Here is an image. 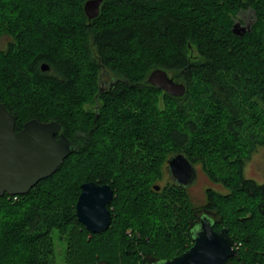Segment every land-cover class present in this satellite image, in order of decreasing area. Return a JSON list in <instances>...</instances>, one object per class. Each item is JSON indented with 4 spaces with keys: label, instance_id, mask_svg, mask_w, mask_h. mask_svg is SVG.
<instances>
[{
    "label": "trees",
    "instance_id": "1",
    "mask_svg": "<svg viewBox=\"0 0 264 264\" xmlns=\"http://www.w3.org/2000/svg\"><path fill=\"white\" fill-rule=\"evenodd\" d=\"M85 1L0 0V103L15 130L53 120L72 145L26 194L0 196V264H48L52 230L67 239V264L169 259L202 215L227 228L228 264H264V183L244 173L264 147V0H104L91 20ZM242 12L251 22L239 35ZM154 69L184 95L148 84ZM178 153L224 192L206 188L195 207L188 188L160 185ZM89 181L113 190L101 233L75 216Z\"/></svg>",
    "mask_w": 264,
    "mask_h": 264
},
{
    "label": "water",
    "instance_id": "2",
    "mask_svg": "<svg viewBox=\"0 0 264 264\" xmlns=\"http://www.w3.org/2000/svg\"><path fill=\"white\" fill-rule=\"evenodd\" d=\"M104 0H86L83 12L88 20L95 18ZM248 26L233 25V32L242 35ZM48 69L46 64L41 70ZM146 82L173 97H181L185 86L162 69L152 70ZM15 117L0 103V196L26 194L40 180L52 175L72 152L70 141L56 121L40 122L30 119L14 132ZM166 172L170 181L188 188L197 179V169L178 153L167 160ZM155 190L159 186H154ZM113 190L108 184L89 181L80 185L75 203V216L90 233H101L110 226L112 215L108 208ZM211 218L202 215L191 228L192 245L169 259L146 264H228L237 249L227 234V228L213 229Z\"/></svg>",
    "mask_w": 264,
    "mask_h": 264
},
{
    "label": "rangeland",
    "instance_id": "3",
    "mask_svg": "<svg viewBox=\"0 0 264 264\" xmlns=\"http://www.w3.org/2000/svg\"><path fill=\"white\" fill-rule=\"evenodd\" d=\"M240 21H243L242 24H240L241 26H248L251 22V14L249 12H242L238 16V19H235V23ZM8 41L9 39L7 37H0V49H4ZM192 54L195 55V51L192 50ZM195 168L197 169V179L188 187L187 195L193 205L199 207L204 203V191L206 188H213L218 192H224V188L218 184H211L199 164H195ZM244 173L247 178H251L258 183H264V147H258L257 151L250 156L244 166ZM167 181V175L164 174L159 184L164 185ZM50 239L52 244V256L48 264H67L66 251L68 243L66 237L61 235L57 230H52Z\"/></svg>",
    "mask_w": 264,
    "mask_h": 264
},
{
    "label": "flooded vegetation",
    "instance_id": "4",
    "mask_svg": "<svg viewBox=\"0 0 264 264\" xmlns=\"http://www.w3.org/2000/svg\"><path fill=\"white\" fill-rule=\"evenodd\" d=\"M18 130H15V128H14V132H17ZM170 179H169V177H168V181H169ZM214 185V184H213ZM212 190H214L213 188H211ZM214 191H216V190H214Z\"/></svg>",
    "mask_w": 264,
    "mask_h": 264
}]
</instances>
